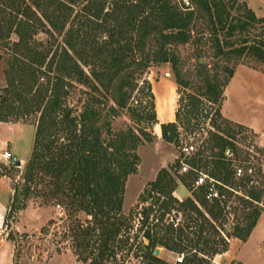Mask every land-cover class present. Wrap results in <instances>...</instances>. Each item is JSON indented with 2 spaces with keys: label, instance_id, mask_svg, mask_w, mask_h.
I'll list each match as a JSON object with an SVG mask.
<instances>
[{
  "label": "trees",
  "instance_id": "1",
  "mask_svg": "<svg viewBox=\"0 0 264 264\" xmlns=\"http://www.w3.org/2000/svg\"><path fill=\"white\" fill-rule=\"evenodd\" d=\"M40 33L44 43L36 38ZM12 34L17 41L10 42ZM2 40L11 54L0 89V124L35 125L30 157L12 187L9 216L32 199L62 210L39 232L24 234L26 244L44 242L50 254L70 251L82 264H173L154 257L157 248L184 254L181 264H210L228 251L230 239L248 240L262 212L261 168L231 142L247 128L221 114L236 67L264 65V18L245 2L0 0ZM186 45L196 46L189 69L179 51ZM166 64L178 107L173 122L159 124L152 87L143 76ZM121 111L133 126L114 131ZM210 116L216 131L205 142L210 160L196 150L160 170L124 214L125 184L137 172L138 148L153 141L150 130L159 125L162 142L178 147L180 130L203 132ZM182 161L188 170L180 174ZM201 175L212 184L195 186ZM179 183L191 193L182 201L174 196ZM211 186L217 199L207 198ZM232 202L240 209L229 212ZM238 210L241 218L231 224L228 215ZM18 256L15 251L13 264Z\"/></svg>",
  "mask_w": 264,
  "mask_h": 264
},
{
  "label": "rangeland",
  "instance_id": "2",
  "mask_svg": "<svg viewBox=\"0 0 264 264\" xmlns=\"http://www.w3.org/2000/svg\"><path fill=\"white\" fill-rule=\"evenodd\" d=\"M241 1L246 3L257 18H264V0ZM205 32L204 30V33ZM36 38L43 43L47 39L46 36L41 33L38 34ZM15 41H17V37L12 34L10 36V42ZM195 48V45H186L179 48L182 58L186 60L185 68L187 69L191 68L194 64V61L191 60V56ZM201 48L206 52L205 56H209V45H202ZM10 54L11 51L8 43L5 40L0 41V89L5 86L4 71L6 69V59L9 58ZM206 61L208 64H212L211 60L208 58ZM236 71H238V73L225 90V100L221 107V114L228 121L229 119H227V116L243 122L246 125H251L264 133V65H257L255 63L239 65L236 67L235 72ZM143 79L151 84L155 97V110L158 123L166 124L164 123L166 121L164 118V109L161 108V96L166 95L174 101V113L178 107V96L170 66L167 64L152 66L146 71ZM205 105L207 106V104H204V106ZM204 108L207 109L206 107ZM210 120L211 116L205 122L204 126L206 130L203 132L194 131L189 133L180 130L181 142L178 147L162 142L159 125L154 126L150 130L151 134L154 136L153 141L152 143H143L138 148L137 153L140 162L137 172L135 175L128 177L125 184L123 203L124 214H127L130 209L136 206L138 198L142 194L144 188L148 183L155 180L160 170L170 169L172 166L179 164L183 159L181 149L186 143H192L196 150L204 151V157L210 160L209 155L211 151L206 150L205 142L209 138L208 132H216L209 126ZM126 126H133V124L128 115L124 111H121L119 117L113 120L112 128L114 131H117ZM216 126H220L221 129L224 128V125L220 121H216ZM246 128V130L237 134L234 139H231V142L240 148L243 156L245 152H248L252 156L250 160L254 165L261 168L262 175L259 176L257 180L259 183H264V135L256 133L253 129L248 127ZM34 135L35 125L33 122L0 124V153L7 152L9 154V161L0 159V264H13L15 251L19 254L17 264H82L76 260L70 251L61 254H50L52 247H45L43 244L44 242H32L30 243V247L22 238L24 234L31 236L39 232L49 220L61 217L62 210L60 208L50 205L41 206L39 203L40 201L32 199L28 202L25 209L9 216L7 207L10 203L9 199L12 196V187L16 182H19L22 177L23 170L32 151ZM254 148H259L263 153L258 155L254 151ZM228 154L229 153H227V155ZM235 165L239 167L241 161H236ZM178 187H183L187 191V197L191 195L181 183L178 184ZM228 206L227 210H229V212H231V207H238V209H240L237 202L229 203ZM260 208L262 216L247 248L242 251V248H240V243L242 242L230 239L228 242V251L225 254L214 256L210 260V264H244L240 260L243 258L251 260L253 264L264 263V258L261 259L257 254L255 255L257 246L264 253V198L262 199ZM79 216L80 219H84L82 214ZM234 218H241V212L239 210L236 214L230 213L228 215V221L231 224L236 222ZM227 230H229L228 227ZM261 233L263 235L259 242ZM8 236H13L15 242L13 243ZM14 244L17 246V250H15ZM157 249L160 252V256L158 257L161 260L174 263L177 255L176 253L168 252L162 248ZM126 264H139V261L132 260Z\"/></svg>",
  "mask_w": 264,
  "mask_h": 264
},
{
  "label": "crops",
  "instance_id": "3",
  "mask_svg": "<svg viewBox=\"0 0 264 264\" xmlns=\"http://www.w3.org/2000/svg\"><path fill=\"white\" fill-rule=\"evenodd\" d=\"M243 68V67H242ZM241 68V69H242ZM240 69V70H241ZM240 70H238V71H240ZM249 70V69H248ZM238 71H236L235 73H234V76H233V78L231 79V81H230V84L232 83V81H233V79H234V77L236 76V74L238 73ZM251 71V70H250ZM160 102H161V108L162 109H164V113H165V115H164V118L166 119V121L164 122V123H171V122H173L174 121V112H173V105H174V101L173 100H171L168 96H166V95H163V96H161V98H160ZM227 119H229V121H232L233 123H237V124H239V125H242V126H244V127H248V128H250V129H253V131H255L256 133H259V134H262V135H264V133H262L261 131H259L258 129H256L255 127H253V126H251V125H246L245 123H243V122H240V121H237V120H234V119H232V118H229L228 116H227ZM187 191L183 188V187H178L177 188V190H176V192L174 193V196L179 200V201H182L183 199H185L186 197H187ZM262 216V215H261ZM261 216H260V218H259V220L261 219ZM259 220H258V222H259ZM258 222H257V224H256V226H255V228L253 229V231H252V233L250 234V236H249V238H248V240L246 241V242H244V243H240V248H242V251H244L246 248H247V246H248V243H249V241L252 239V237H253V235H254V233H255V231H256V229H257V226H258ZM264 232V231H263ZM262 232V233H263ZM261 233V235H260V239H259V242L261 241V238H262V234ZM234 241H237L236 239H233ZM257 254V256L259 257V258H264V253L258 248V246H257V249H256V251H255V255ZM158 256H160V252H159V255ZM238 257H240V256H238ZM241 257H242V255H241ZM240 259V258H239ZM244 264H253L252 262H251V260H248V259H246V258H243V259H240ZM262 261V260H261ZM264 264V263H263Z\"/></svg>",
  "mask_w": 264,
  "mask_h": 264
},
{
  "label": "built area",
  "instance_id": "4",
  "mask_svg": "<svg viewBox=\"0 0 264 264\" xmlns=\"http://www.w3.org/2000/svg\"><path fill=\"white\" fill-rule=\"evenodd\" d=\"M196 152V148L194 147V145L192 143H186L183 148L181 149V153L183 155V159L186 157H189L191 155H193V153ZM0 159L2 160H6L9 161V154L7 152H2L0 153ZM188 170V167L186 164L183 163V161L181 162V169H180V174L186 173ZM241 170H237L236 173V177H240L241 176ZM209 181L210 184H212V180L208 179L205 175H201L197 182L195 183V186H200L203 185L206 181ZM208 199H212V198H218V194L216 193V191L214 190L213 186H211V188L209 189V195L207 197ZM181 223V217H178L175 219V224H180ZM184 261V254H177L176 258L174 260L173 264H181Z\"/></svg>",
  "mask_w": 264,
  "mask_h": 264
},
{
  "label": "water",
  "instance_id": "5",
  "mask_svg": "<svg viewBox=\"0 0 264 264\" xmlns=\"http://www.w3.org/2000/svg\"><path fill=\"white\" fill-rule=\"evenodd\" d=\"M230 228H231V226H228V229H230ZM158 255H159V250L156 249V250L153 252V256H154V257H158Z\"/></svg>",
  "mask_w": 264,
  "mask_h": 264
}]
</instances>
